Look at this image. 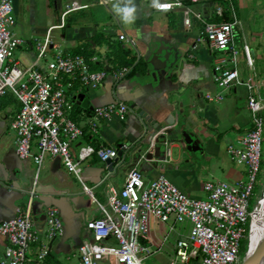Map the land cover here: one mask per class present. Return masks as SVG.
Instances as JSON below:
<instances>
[{
	"label": "crops",
	"instance_id": "crops-1",
	"mask_svg": "<svg viewBox=\"0 0 264 264\" xmlns=\"http://www.w3.org/2000/svg\"><path fill=\"white\" fill-rule=\"evenodd\" d=\"M22 1L12 2L17 10L26 9L28 24L37 20L47 26L42 38L32 25L27 37L13 31L16 37L26 40V45L15 52V58L26 64L35 60L37 44L43 42L48 28L59 25L62 19L63 27H55L49 34L51 44L46 57L53 58L57 50L73 54L87 45L92 69L107 70L125 66L124 62L129 58H135L134 63L139 59L144 61L148 47L159 41L174 45L181 54L179 68L168 72L157 84L150 85L151 80H141L144 70L134 71L115 87L109 75L96 89L68 91V97L75 104L70 117L83 128L91 120L93 108L111 103L114 97L133 111L123 121L112 117L108 121L97 122L98 133L95 136L84 135L71 147L74 155L88 149L93 152L83 163L80 176L84 185L91 189L96 202L105 203L106 186L119 190L134 167L146 184L158 174H164L179 190L197 199L204 196L201 188L206 181L235 184L246 179L245 165L230 159L226 145L252 127L247 92L243 87H235L226 91L219 103L205 100V93L218 92L212 82L213 54L204 42L197 41L200 27L191 13L186 15L184 9L158 11L154 8L156 3L170 0H134L136 18L133 23L125 24L114 7L123 0H49L53 1V14L57 18L53 23L46 20L47 10L51 7L48 1L28 0L26 7ZM240 1L250 11L249 16L245 15L247 23L252 22V18L258 17L253 10L256 1ZM182 2L191 12L206 16L215 5L221 4L212 0ZM72 4L83 8H75L64 15ZM21 13L18 12L19 18ZM185 17L190 19L189 25H185ZM55 30L60 31L59 39L52 36ZM121 33L135 40L136 51L117 39ZM110 46L115 51L121 48L128 52L127 58L123 61L124 58L116 52L114 54ZM51 61L45 58L40 67L44 68ZM255 67L259 72L256 62ZM259 74L264 79V71ZM79 95L87 100L86 107L76 103L74 98ZM19 107L12 94L0 97V222L13 217L15 208L25 204L36 172L31 159L20 160L15 153V136L9 125ZM263 112L264 109L261 114ZM165 142L170 144L171 158L167 163H161ZM100 144L116 150L119 146L123 150L124 146L129 149L123 151L125 156L112 167H107L95 153ZM141 155H145L148 161L140 160ZM108 171L111 174L106 177ZM36 191L39 196L33 202L32 220L38 240L31 245L29 255H35L46 245L49 253L44 264H78L79 245L90 237L85 223L99 216L95 201L82 192L81 183L65 170L58 158L45 159L38 173ZM49 206L58 209L64 234L46 242L43 238L44 213ZM187 231L188 224H178L173 218L166 223L152 219L149 239L143 242L153 251L149 257L155 258L152 264H167L174 253L177 238ZM105 243L116 245L113 239ZM6 244V239L0 235V260ZM100 264L112 263L107 260ZM190 264L198 262L194 260Z\"/></svg>",
	"mask_w": 264,
	"mask_h": 264
},
{
	"label": "built area",
	"instance_id": "built-area-1",
	"mask_svg": "<svg viewBox=\"0 0 264 264\" xmlns=\"http://www.w3.org/2000/svg\"><path fill=\"white\" fill-rule=\"evenodd\" d=\"M229 1L215 5L209 16L191 12L182 0L161 1L154 8L158 11L184 9L186 15L191 13L198 22L197 41L204 42L213 54L212 82L218 89L214 94L205 93L207 102H221L225 92L232 88L246 89L252 127L226 145L230 159L245 165L246 179L235 184L206 181L201 188L205 197L197 199L179 190L164 174H158L146 184L134 167L119 190L106 186V201L99 203L80 176L83 163L93 152L88 149L74 155L71 147L84 135L95 136L98 133L97 122L108 121L112 117L123 121L133 111L114 97L111 103L93 108L91 120L83 128L70 117L74 100L68 97V91L75 84L80 88L96 89L109 75L115 87L126 79L132 66L94 70L90 60L83 56L57 50L52 61L41 68L40 63L46 58L51 44L49 34L53 28L63 27V19L59 25L48 28L43 42L37 44L35 60L26 64L15 58V52L26 45V40L13 33L16 25L13 2L0 0V97L12 94L19 102L18 113L9 125L15 136V153L20 160L31 159L36 167L25 204L15 208L13 217L0 222V235L7 241L0 264H44L48 256L46 245L35 255H29L31 245L38 240L32 206L39 196L37 177L46 158H58L65 170L78 179L82 192L95 201L99 210L97 218L85 223L90 237L79 245L78 264H100L107 260L112 264H144L153 254L151 248L143 243L149 239L150 221L157 219L166 223L171 218L178 224H188V231L177 238L174 253L167 264H190L194 260L198 264H235L240 242L247 232L249 244L243 264L247 261V264H253L250 259L251 235L264 193L263 189L254 209L250 210L254 185L261 171L264 79L255 67L254 52L246 42L245 25L236 17ZM75 8L83 6L72 4L64 15ZM215 17L220 20H212ZM184 23L189 25L190 19L185 17ZM239 35L240 46L237 43ZM117 39L136 51L134 39L123 33L118 34ZM127 148L124 146V150ZM117 152L101 144L95 151L103 163L115 160ZM170 158V144L165 142L161 163H167ZM140 160L148 161L145 155H141ZM110 174L108 171L106 177ZM44 223L43 238L46 242L63 236V222L55 206L45 210ZM108 239H113L116 245L102 244ZM261 242L255 264H263L264 236Z\"/></svg>",
	"mask_w": 264,
	"mask_h": 264
},
{
	"label": "rangeland",
	"instance_id": "rangeland-1",
	"mask_svg": "<svg viewBox=\"0 0 264 264\" xmlns=\"http://www.w3.org/2000/svg\"><path fill=\"white\" fill-rule=\"evenodd\" d=\"M13 1V0H12ZM48 1L51 7L48 8L47 14H46V20L52 21L53 23L57 21V18L53 14V1L45 0ZM256 4L253 10L256 12L258 17L252 18V22L247 23L245 19V15L248 14L250 11L246 9V4L244 5L240 0H230L229 4L231 3L234 10L236 17L245 25V39L249 47L253 50L255 53V58H256V65L257 68H259V72L264 71V0H255ZM20 2V1H19ZM28 2V0H23L22 5H25ZM149 5V2H146ZM14 4V3H13ZM65 4V2H64ZM26 7V5H25ZM46 7V5H45ZM225 9V7H224ZM18 12H22L20 14V18L18 17ZM109 16H111L108 13ZM14 16L16 20V26L13 28V31L18 33L21 37H27L30 33L31 25L33 26V29H36V32L41 35L40 37L42 38L44 35L45 28L47 27L46 25H43L42 23H38L37 20L33 24H28V12H26V9H23L21 11V8L17 10L14 8ZM73 16V14H72ZM70 17V16H69ZM68 17V19H69ZM60 18V15H59ZM59 21V20H58ZM113 21V17H111V22ZM59 23V22H58ZM112 26L115 27V23H112ZM115 29V28H114ZM58 33L60 31L55 30L52 33V36L58 38ZM257 35V36H256ZM42 40V39H41ZM237 43L240 46L241 45V36L239 35L237 38ZM51 51V50H50ZM53 58H50L49 55H47L46 60H51ZM240 68H243V62L240 64ZM251 115V114H250ZM264 117V112L262 113ZM264 129V126H263ZM264 136V134H263ZM262 150H261V159H260V172L257 175V179L254 185V196L253 199L250 203V210H253L258 199L260 196V193L264 189V141L262 143ZM34 150V149H33ZM213 181V180H212ZM205 196V194H204ZM204 196L201 198L203 199ZM248 231V229H247ZM248 232L245 235L244 238H242L240 242V253L238 256V260L235 264H243L244 257L246 253L248 252ZM102 244L107 245L105 242H102ZM109 246L114 247L115 244H111ZM155 258H149L144 261V264H152L154 262ZM109 262V261H108ZM261 262L264 264V258L261 260Z\"/></svg>",
	"mask_w": 264,
	"mask_h": 264
},
{
	"label": "water",
	"instance_id": "water-1",
	"mask_svg": "<svg viewBox=\"0 0 264 264\" xmlns=\"http://www.w3.org/2000/svg\"><path fill=\"white\" fill-rule=\"evenodd\" d=\"M143 59L146 63V71L145 74L141 75V80H151L150 85H152L161 82L168 72L179 68L181 54L174 45L159 41L153 46L148 47ZM74 99H77V104L81 103L82 106L86 107L87 100H85L82 95H79ZM89 109H91V107H89ZM119 147L117 158L115 160H107L105 162L106 166L112 167L115 162L125 156L122 146ZM258 253L259 250L251 255V263L255 264ZM247 262L244 264H247Z\"/></svg>",
	"mask_w": 264,
	"mask_h": 264
},
{
	"label": "trees",
	"instance_id": "trees-1",
	"mask_svg": "<svg viewBox=\"0 0 264 264\" xmlns=\"http://www.w3.org/2000/svg\"><path fill=\"white\" fill-rule=\"evenodd\" d=\"M213 2H220L221 4H223V3H226L227 2V0H212ZM226 19H227V17H225ZM212 20H215V21H219L220 19H218V18H213ZM68 24H66V26H67ZM111 48H112V46H110ZM110 48V49H111ZM112 50H113V48H112ZM115 52H116V55H121L124 59H123V61L127 58V56H128V52H126V51H124L123 49H121V48H118L116 51L115 50H113V53L115 54ZM73 54H78V55H81V56H83V57H85L87 60H89V57H90V50H89V48H88V46L87 45H85L84 47H81V48H78ZM115 56V55H114ZM134 61H135V58H129V59H127V60H125V62H124V65L125 66H132L133 65V67H132V70H131V72H130V74L129 75H131L134 71H138V72H143L144 70H146V63L144 62V61H140V59L139 60H137L136 61V63H134ZM128 75V76H129ZM78 88H80L79 87V85L78 84H75L74 86H73V89L72 90H76V89H78ZM75 107V104H74V106H73V108ZM72 117H73V115H72Z\"/></svg>",
	"mask_w": 264,
	"mask_h": 264
},
{
	"label": "bare ground",
	"instance_id": "bare-ground-1",
	"mask_svg": "<svg viewBox=\"0 0 264 264\" xmlns=\"http://www.w3.org/2000/svg\"><path fill=\"white\" fill-rule=\"evenodd\" d=\"M264 236V193L260 204V210L257 213V218L254 221L251 235V252L250 255L257 252L260 243Z\"/></svg>",
	"mask_w": 264,
	"mask_h": 264
},
{
	"label": "clouds",
	"instance_id": "clouds-1",
	"mask_svg": "<svg viewBox=\"0 0 264 264\" xmlns=\"http://www.w3.org/2000/svg\"><path fill=\"white\" fill-rule=\"evenodd\" d=\"M114 7L125 24L134 22L137 11L134 0H123L122 3H117Z\"/></svg>",
	"mask_w": 264,
	"mask_h": 264
}]
</instances>
